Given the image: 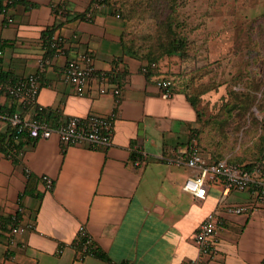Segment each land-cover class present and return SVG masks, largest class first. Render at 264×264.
I'll return each mask as SVG.
<instances>
[{"label": "crops", "instance_id": "1", "mask_svg": "<svg viewBox=\"0 0 264 264\" xmlns=\"http://www.w3.org/2000/svg\"><path fill=\"white\" fill-rule=\"evenodd\" d=\"M26 1L28 7L16 2L0 12L3 79L38 71L47 51L43 30L57 21L54 6L63 2L74 15L93 0ZM114 17L119 19L101 6L94 20L63 23L55 34L64 37L66 53L53 57L41 73L37 104L25 108L26 114H37V106L58 113L60 120L41 114L57 126L74 116L115 112L112 143L65 145L58 134L26 135L1 148L0 208L13 213L21 205L28 229L10 244L9 234L0 231V264H187L194 258L203 264H264V204L249 213L229 212L226 205L249 202L251 193L232 190L223 196L225 183L219 177L207 180L205 198L184 190L185 180L200 170L170 160L200 126L197 109L185 92L162 96L157 78L167 77V71L147 70V61L124 48L125 24ZM84 53L93 56L95 71L80 95L62 71L68 59ZM102 85L116 87L120 94L102 93ZM0 104L20 110L19 101L6 95H0ZM9 126L0 121V135L11 132ZM197 143L210 163H252L218 156L199 139ZM134 152L146 157L144 165H134ZM29 173L37 177L38 197L24 192ZM44 175L53 179L52 189ZM215 210L224 219L215 237L217 248L201 258L194 234ZM82 226L109 258L81 256L74 243Z\"/></svg>", "mask_w": 264, "mask_h": 264}, {"label": "rangeland", "instance_id": "2", "mask_svg": "<svg viewBox=\"0 0 264 264\" xmlns=\"http://www.w3.org/2000/svg\"><path fill=\"white\" fill-rule=\"evenodd\" d=\"M106 7L120 14L130 49L158 57L174 91L197 100L201 143L238 163L263 159L264 0H109ZM175 38L183 51L164 53Z\"/></svg>", "mask_w": 264, "mask_h": 264}, {"label": "built area", "instance_id": "3", "mask_svg": "<svg viewBox=\"0 0 264 264\" xmlns=\"http://www.w3.org/2000/svg\"><path fill=\"white\" fill-rule=\"evenodd\" d=\"M94 9H99L100 4L95 3ZM87 19L94 20V11H87ZM120 17V14H116ZM51 43L56 48L54 55H64L66 53L65 39L59 34L51 37ZM2 51L0 50V54ZM52 58H41L39 61L38 71L31 73L19 79H3L0 75V95H6L20 103V110L11 111L0 104V121H6L10 126L17 129L18 132L25 133L31 138H46L53 134H58L61 142L65 145L78 144L84 141L92 144H110L112 143L113 124L116 113L109 115L91 114L86 117H71L69 120L60 125L53 126L46 120L39 118L36 114H26L25 108L35 106L38 101L41 89V73L47 65H50ZM93 56L90 53H84L78 57L67 60L63 68L64 80L76 87L78 94H84L86 86L94 76ZM102 75V81L105 79ZM157 85L161 88V94L165 98L173 95V82L166 76L157 78ZM112 93L119 95L120 90L113 87L109 90L102 85L100 92ZM3 144L0 140V151ZM135 166H142L146 163L144 155L134 158ZM170 162L177 165H185L191 168H197L200 172L194 176H189L183 185L185 191L190 192L196 197L205 198L207 195V180L209 178H221L225 183V192L232 190L249 191L251 200L244 204H228L226 209L233 213H249L257 205L264 204V161L254 166L252 169L244 168L241 164L231 163L226 159L216 162H208L202 155L200 147L197 143L196 132H194L192 141L186 147H181L175 158ZM47 188L53 185V179L48 175L43 176ZM22 211L20 205L17 209ZM16 212V211H15ZM12 214V223L8 226L9 242L13 243L17 236L24 234L28 226L19 221L16 213ZM18 221L19 223H15ZM224 223V219L219 211L210 212L201 222L194 234V240L200 248L201 258L212 256L216 250V235L218 228ZM79 241L82 250L87 252L92 242L91 236L88 234L84 226L80 229ZM187 264H203V260L194 258Z\"/></svg>", "mask_w": 264, "mask_h": 264}, {"label": "trees", "instance_id": "4", "mask_svg": "<svg viewBox=\"0 0 264 264\" xmlns=\"http://www.w3.org/2000/svg\"><path fill=\"white\" fill-rule=\"evenodd\" d=\"M16 2H22V3H24L26 5V7H28V5H29V3L26 0H10L7 3H4L3 0H0V12H4L6 10V8L10 4H13V3H16ZM108 2H109V0H93L91 5L85 11L79 12V13L74 14V15H72L71 10L63 2L58 4V5H56V6H54V14H55V16L57 18V21L52 26H50V27L46 28L45 30H43V33H42L43 36L45 37V41L44 42H45V47L47 49L44 58H52V57H54V55L56 53V48H54L52 46L51 37L55 34V32H57L59 30V28L63 25V23H65L66 21H68L70 19H83V20H86L87 19V16H86L87 11L93 10L94 13H95L96 10H99V9H94L93 6H94L95 3H97V4L99 3L100 7H101V6H106V4ZM122 41H123L124 48L126 50H128V52H130L132 55L138 57L139 59L147 61V70H161L159 68V66H158V61H159L158 57H152V56L147 57V56H144L142 54H139L138 52H136L135 49H133V48H132L133 50L130 49L132 46L127 43L126 39L124 40V37H122ZM184 47H185L184 40L182 38L181 39L180 38H175L173 41L169 42L166 46L163 47V52L164 53H168V54H176L178 52H182ZM153 64H155V66H153ZM0 74H1V76L2 75L4 76V73L1 72V71H0ZM112 75H115V73H112L111 76ZM167 77L169 79H171L169 75H167ZM172 90H173V93H174V86H172ZM187 96H188V99L192 102V104L197 109L198 114L200 115V112H199V109H198L197 100L192 98V96H190L188 94H187ZM36 110L38 112L36 114V116L46 120L47 122H49L48 119L43 118L41 116V114L45 115V116H48L49 118L52 117L53 120H55V119L60 120L61 119V117H60V115L58 113L53 112L51 110H47L46 108L39 109V107L37 106ZM53 126H57V125L53 124ZM9 128H10L11 132L1 133V135H0V140H1L2 144H3V149H5L4 147H7V146L12 145L13 143H15L16 139H18V138L22 139V138L26 137L25 133L18 132L17 129H15L14 127L9 126ZM136 156H138V155H135V152H134L133 158H135ZM12 158L15 161H17V157L16 156H12ZM263 161H264V157H263L262 160L244 164L243 167L247 168V169H252L254 166H256L258 164H261ZM36 182H37V177L34 174L29 173L24 192L26 194H30V195H33V196H36V197L40 196L41 194L36 188ZM53 185H54V183H53ZM53 185H52V187L50 189L53 188ZM47 189H49V188H47ZM15 213H16L17 217L19 218V221L23 222V217H24L23 211L16 210ZM12 215H13L12 213L3 212V210L0 208V231L8 233V229H9L8 226L10 225V223L13 222L12 221ZM14 222L15 223H19L18 221H14ZM7 242H8V244H10L9 240H7ZM74 244L76 245L77 250H79V252L81 253V256H85L87 254H95V255H99L102 258H109V256L105 252L100 251L96 247V245H95L93 240H92V242L90 244V248H89V250L87 252H84L82 250V245H81V242L79 240H77V242H75Z\"/></svg>", "mask_w": 264, "mask_h": 264}]
</instances>
